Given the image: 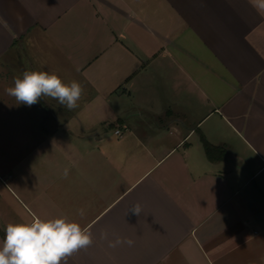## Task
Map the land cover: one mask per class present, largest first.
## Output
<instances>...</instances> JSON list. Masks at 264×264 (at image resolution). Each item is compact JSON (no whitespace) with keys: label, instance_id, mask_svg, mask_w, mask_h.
Segmentation results:
<instances>
[{"label":"crops","instance_id":"0c3cea01","mask_svg":"<svg viewBox=\"0 0 264 264\" xmlns=\"http://www.w3.org/2000/svg\"><path fill=\"white\" fill-rule=\"evenodd\" d=\"M25 70L80 82L79 107L17 105L5 89ZM33 216L90 226L67 264H264V15L248 0H0V238Z\"/></svg>","mask_w":264,"mask_h":264},{"label":"clouds","instance_id":"9594fccd","mask_svg":"<svg viewBox=\"0 0 264 264\" xmlns=\"http://www.w3.org/2000/svg\"><path fill=\"white\" fill-rule=\"evenodd\" d=\"M248 2L264 15V0ZM5 92L15 99L17 105L31 107L42 98H50L72 111L79 107L84 87L76 80L65 83L55 72L25 70L13 78V86L7 87ZM69 171L67 167L63 169V179L68 178ZM129 212L139 217L142 207L136 203L127 214ZM77 214L83 219L86 211L80 208ZM89 228L67 216L52 219L33 216L30 220L9 223L4 229V236L0 238V264H61L62 261L67 264L74 253L92 246L94 240ZM101 238L107 240L108 247L113 249L125 244L132 247L135 243L128 237L108 239L107 232H102Z\"/></svg>","mask_w":264,"mask_h":264},{"label":"rangeland","instance_id":"374dc122","mask_svg":"<svg viewBox=\"0 0 264 264\" xmlns=\"http://www.w3.org/2000/svg\"><path fill=\"white\" fill-rule=\"evenodd\" d=\"M5 128H4V131H8V133H13V134H17V133H21V127H22V124H21V121L18 119V120H15L13 123H8L6 125H3ZM2 127V126H1Z\"/></svg>","mask_w":264,"mask_h":264},{"label":"trees","instance_id":"16d2710c","mask_svg":"<svg viewBox=\"0 0 264 264\" xmlns=\"http://www.w3.org/2000/svg\"><path fill=\"white\" fill-rule=\"evenodd\" d=\"M203 143L205 145V148L207 150L208 153H210V151L212 150L213 146L204 138L202 137Z\"/></svg>","mask_w":264,"mask_h":264},{"label":"built area","instance_id":"2783aa9c","mask_svg":"<svg viewBox=\"0 0 264 264\" xmlns=\"http://www.w3.org/2000/svg\"><path fill=\"white\" fill-rule=\"evenodd\" d=\"M116 132L119 133L120 132V129H117Z\"/></svg>","mask_w":264,"mask_h":264}]
</instances>
